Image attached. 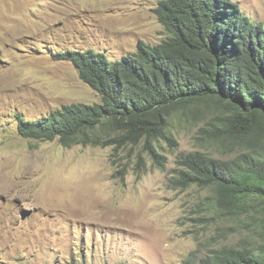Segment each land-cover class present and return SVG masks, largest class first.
<instances>
[{
    "label": "rangeland",
    "instance_id": "1",
    "mask_svg": "<svg viewBox=\"0 0 264 264\" xmlns=\"http://www.w3.org/2000/svg\"><path fill=\"white\" fill-rule=\"evenodd\" d=\"M161 0H0V264H190L213 250L260 241L252 213L233 214L215 186L172 182L181 153L236 154L202 133L203 111L176 115V145L102 128L101 144L32 139L16 113L37 119L99 93L55 55L88 50L116 60L168 34ZM264 22V0H234ZM194 113V114H193ZM210 114V113H208ZM194 254L192 255V253Z\"/></svg>",
    "mask_w": 264,
    "mask_h": 264
},
{
    "label": "trees",
    "instance_id": "2",
    "mask_svg": "<svg viewBox=\"0 0 264 264\" xmlns=\"http://www.w3.org/2000/svg\"><path fill=\"white\" fill-rule=\"evenodd\" d=\"M155 11L168 34L160 43L140 41L135 53L116 60L94 49L55 55L74 64L100 102L65 104L30 120L17 112L18 130L69 147L99 145L98 131L113 128L145 140L163 165L153 141L176 145L174 117L208 109L202 133L236 155L220 160L201 151L181 153L172 182L215 186L221 207L252 213L261 240L215 249L190 264H264V22L234 0H161Z\"/></svg>",
    "mask_w": 264,
    "mask_h": 264
}]
</instances>
